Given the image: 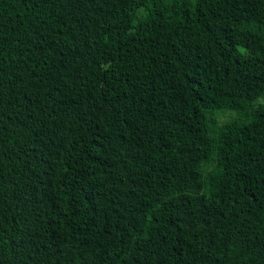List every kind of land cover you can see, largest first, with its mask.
<instances>
[{
    "label": "trees",
    "instance_id": "1",
    "mask_svg": "<svg viewBox=\"0 0 264 264\" xmlns=\"http://www.w3.org/2000/svg\"><path fill=\"white\" fill-rule=\"evenodd\" d=\"M0 264H264V0H0Z\"/></svg>",
    "mask_w": 264,
    "mask_h": 264
}]
</instances>
